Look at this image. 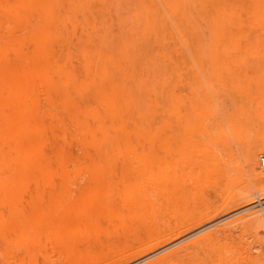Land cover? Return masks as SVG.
Instances as JSON below:
<instances>
[{"label":"bare ground","instance_id":"6f19581e","mask_svg":"<svg viewBox=\"0 0 264 264\" xmlns=\"http://www.w3.org/2000/svg\"><path fill=\"white\" fill-rule=\"evenodd\" d=\"M185 52H190V60H195L198 66L204 61L203 53L212 54L211 59L218 53L264 55V0H0V228L18 230L23 225L27 228L46 226V216L32 221L14 216L17 212L38 211L44 205L47 213L60 212L62 220L45 242L30 234L12 238L8 244L0 240L5 256L19 260L20 264H36L37 257L23 255L30 254L38 245L74 252L70 264H124L130 259L140 261L161 244L168 248L192 237L169 251L164 247L163 254L144 264H264V241L257 245V252L240 243L230 246L227 242L232 240L234 232L257 231L263 226L264 211L253 209L252 201L247 203L250 205L244 209L245 214L230 219L220 228L199 234L212 225L213 222H209L216 218L219 209L235 202L236 207L245 205L243 200L252 195L253 190L241 180L237 192L234 187L233 192L227 194L229 197L223 199L220 194L229 185L222 169L227 166V170H231L235 164L229 161L230 167L228 163L221 167L227 161L221 164L222 156L218 158L220 155L214 153L200 161L203 157L199 156L200 151L193 150L197 155L191 152L197 138L187 141L188 135L183 139L187 133L185 127L191 130L199 120L204 133L209 123V113L205 112V116L193 115L194 110L184 112L186 100L191 96L189 102L194 98L197 102L199 96L198 92L186 91L187 78L196 76L195 73L190 72L187 78L177 70L173 73L176 62L184 63ZM192 54H197L198 60ZM252 57L253 61L240 58V61L249 60L248 64L242 63L245 68L254 60L258 67L264 64V56H261L263 61L260 56ZM216 59L218 63L226 60L221 56ZM186 63L188 65L181 64L182 67L192 66L188 57ZM231 65L229 68L233 67ZM214 69H211L212 75L216 72ZM216 69L221 72V68ZM247 73L251 74V79H246L251 81L250 85L252 75L256 78L261 74ZM219 76L217 78L221 79ZM195 80L197 87L199 78ZM252 85L250 90L260 84ZM233 86L227 85L231 89ZM200 89L197 90H205ZM158 92L165 93L162 94L163 106ZM216 99L221 107L220 98ZM252 106L251 111L256 114L253 118L258 115L260 119L264 115V100L255 101ZM186 113L194 116L192 122ZM200 121L205 124L201 125ZM245 121L249 123L248 119ZM186 124L188 127L182 126ZM250 124H246L248 128L243 127L241 133L235 126L238 135H246V138L239 135L244 139L238 138L236 144L240 143L238 153L244 166L255 170V161L264 158V132L257 131L254 135ZM230 126L231 123L227 128ZM253 128L263 131L260 126ZM246 130L254 136H248ZM218 136L215 138L221 142ZM189 149L191 151L187 152ZM201 149L204 148L198 150ZM212 149L218 153V148ZM166 162H176L182 167L170 170ZM125 163L165 165L161 169L163 174L155 173L153 179L139 180L138 173L122 170L116 178L133 176L134 182L118 202L96 205L93 209L90 204L82 206L81 210L63 208L60 194L69 191L63 183L86 175L90 181L110 180L117 171L113 166ZM194 164H198L194 167L197 171L192 167ZM192 171L193 174L188 173ZM231 171L229 175L233 177ZM219 189L224 191L218 193ZM259 189V186L254 188ZM79 193L91 198L99 194L107 196V192L98 194L97 189L89 185ZM216 197L222 199L218 201ZM191 198H195V206L190 205ZM70 212L74 219L84 220L80 227L65 232L63 221L69 218ZM171 213L173 225L165 221ZM146 226H151L147 241ZM184 233L190 235L180 240ZM113 240H122L123 245L113 251ZM133 242L139 246L149 245L134 250ZM92 244L102 245L105 252H92ZM135 262L133 264L138 261Z\"/></svg>","mask_w":264,"mask_h":264},{"label":"rangeland","instance_id":"374dc122","mask_svg":"<svg viewBox=\"0 0 264 264\" xmlns=\"http://www.w3.org/2000/svg\"><path fill=\"white\" fill-rule=\"evenodd\" d=\"M201 27L202 28H206V27H203L202 25H201ZM190 54V52H185V56H183L182 55V57L183 58H185L186 56L188 57V59H189V64H192V66L191 67H189V66H187V67H182V65L184 64V65H188L187 63H186V58H185V61H184V63L181 65L180 63H178V62H176L177 64H175V71L173 72V70L174 69H171L170 70V72H173V73H176L177 71H178V73L180 72V73H185V75H186V78L187 77H189V74H190V72H192L191 74H194L195 73V75L197 76H192L191 75V77H189V78H187V82L189 83L188 84V86L186 87V91H188V92H191V91H193V92H195V93H197V94H199V96L198 97H196V100H197V102L195 101V98L194 97H192V98H194V99H192V100H190V102H189V99L191 98V96H190V98L189 99H187L186 100V102H185V106H184V112H186L187 110V113H191L193 110H194V112H192L193 113V115L194 114H204L205 116H206V114L207 113H209L207 116H209V123H208V128H207V130L203 133L201 130H202V126H200V125H198L199 124V120H198V122H196L195 124V126L196 127H194L195 128V130H193V129H191V130H189V127L187 126L188 124H186V125H182V126H187L188 128H186L185 127V129H187V133H186V135L183 137V139L184 138H188V135H190V137L187 139V141L189 140V141H194V138L193 137H195V138H197V140H196V143L194 142L191 146H192V148H191V146H190V149H192V151L189 149V150H187V152L189 151H191V152H193V150L197 153V151L200 153V155L199 156H203L202 158H200V161H202L203 160V158H205V157H207L208 156V154L209 153H211L212 155H213V153L214 154H216L217 156L218 155H220V156H218V158H220L221 156H222V158H220L219 160L221 161V164H223V162H225V161H227V162H225V164H223V165H221V167L222 166H226V164L230 161V163H231V165H233V164H235V166L233 165L232 167H230L229 166V163H228V166L230 167V169L231 170H233V171H231V170H227V169H229L227 166L225 167L226 168V170H225V168H223L222 170H224L223 172H222V174H225L224 176L226 177L224 180L225 181H227V190L222 194L221 193V191H224L223 189L225 188L224 186V188L222 189V190H220L219 189V191H218V193H221L220 195H221V197L223 198V199H227L229 196V194L230 193H232L233 192V190H234V187H236L235 188V190H234V192L236 191L237 192V187H238V189H239V186H240V183H242V182H240L241 180L243 181V182H245L246 181V183L249 185V187L250 188H252V195H249L248 197H247V199H245V200H243V201H246V204L245 205H242L240 202H238V203H240L241 204V206H238V204H237V206L238 207H236L235 206V203H237V202H235L234 204H228L226 207H224L223 209L221 208V211H220V209H219V211H217L218 212V214L216 215V218H215V216H214V218H215V221H214V218L209 222V223H212V225L211 226H209L208 228H205L204 230H202V232H200L199 234H202V233H205L206 231H209V230H212V229H216V228H220V227H222V225L224 224V223H226L227 221H230V219H235V218H237V217H239V216H241V215H243V214H245L244 212H247V211H245L244 209L245 208H247L249 205H247V203H250L251 201L253 202H251L252 203V205H253V207H255V208H253V209H257V210H261L262 211V213H263V211H264V168L263 167H261V165H260V157H259V159L257 160V161H255V162H257V164L255 165V167H256V169L255 170H248L247 168H246V166H244L245 164H244V162L242 161L243 159H240V156H239V153L238 152H240V149L238 148V146H239V144L237 143L236 144V142H237V140H238V138L240 139L241 137L243 138V136H239V135H244V138H246L245 136V134L244 133H242V134H239L238 135V133H236V131L238 130V129H236V127L235 126H238L237 128H240V130H238L239 132L241 131V132H243V127L245 128L246 127V124H250V122H251V124H250V126H249V128H251L250 130H252V132L254 133V135H256V132L257 131H259L260 133H263L264 132V120L262 121V120H260L261 118H263L264 117V115H262V116H260L259 118L260 119H258L257 117H258V115L255 117V118H253V116L254 115H256V114H253V112L251 111L252 110V108H253V103L255 102V101H262V100H264V64L262 65H260V67H258L259 65H257V63L255 64V62L257 61V60H254L255 62H250V65H249V67L251 66V68H249V67H244V66H246V65H242V63L244 62L245 64H248L249 62V60L250 61H253L252 59H254L252 56H256V58L258 57V56H260L259 58H260V60H261V56H264V55H254V54H245V53H234L233 54V56H231V54L229 55V54H223V53H218L217 55L218 56H221V58H225L224 60L225 61H220L219 63H218V60L216 59V57H218L217 55L215 56V58H213V59H211V57L210 56H213L212 54H208V55H206L207 53H203L202 55V57H203V59H204V61H202V62H199V61H196L198 64H199V66L201 65L202 67L204 66L205 68H198L199 66L196 64V63H194V61L195 60H190V58L192 59V56L191 55H189ZM187 54V55H186ZM236 54V55H235ZM238 54H239V56H241V57H243V59H245V61H246V58L247 59H249L247 62H245V61H240L241 59V57H237L238 56ZM241 54V55H240ZM244 54V55H243ZM193 55V54H192ZM196 55V59H197V54H194L193 56H195ZM235 55V56H234ZM208 56V57H207ZM246 56V57H245ZM250 56V57H249ZM190 57V58H189ZM206 59H205V58ZM210 57V61H208L209 58ZM251 57H252V59H251ZM220 58V57H219ZM195 59V58H194ZM217 61V63H216V61ZM263 59V58H262ZM198 60V59H197ZM220 60V59H219ZM188 61V60H187ZM192 61V62H191ZM226 61H228V64H225L226 63ZM258 61H259V59H258ZM261 61H263V60H261ZM260 61V62H261ZM209 62V63H208ZM222 62H225V63H222ZM259 62V63H260ZM264 62V61H263ZM206 63H208V64H206ZM211 63H213V64H215L216 65V67H214L213 68V64H211ZM232 64L231 66H233L232 68H229L230 66V64ZM251 63L253 64V65H251ZM196 64V65H195ZM204 64V65H203ZM219 64V65H218ZM220 64H222V65H220ZM195 65V66H194ZM208 65V66H207ZM218 65V66H217ZM224 65V66H223ZM225 65H227V66H225ZM223 67H227V69L226 68H223ZM261 67H263V69L261 68ZM173 68V67H172ZM216 68H221V72H224V70H225V73H222L221 74V72L219 71L218 72V69H216ZM229 68V69H228ZM233 68L236 70H233ZM243 68V69H242ZM245 68V69H244ZM259 68V69H258ZM185 69V70H184ZM188 69H190V70H188ZM211 69H214L213 71H216L215 73L219 76V75H222V77L221 76H219V78H221V79H218L217 77V75L215 74H213L212 75V70ZM238 69V70H237ZM242 69V70H241ZM257 69V70H256ZM262 69V70H261ZM177 70V71H176ZM198 70V71H197ZM201 70L202 71H204V72H201ZM232 70H233V72H232ZM244 70H245V72H244ZM247 70V71H246ZM252 70V71H251ZM206 71H208L207 72V75L208 74H210V76L208 75V79H207V75L205 74L206 73ZM254 71V72H253ZM218 72V73H217ZM234 72H236L235 74H234ZM247 72H250V73H254V75L256 74V72H260L261 74L259 75V74H257V79L255 78V76H253L252 75V80H253V82L251 83V85H250V82H249V80H246V79H251V77H249L250 75L247 73ZM186 73H188V74H186ZM227 73V74H226ZM237 73H239V74H237ZM244 73H246V75L244 74ZM225 76H224V75ZM231 74V75H230ZM233 74V75H232ZM244 74V75H243ZM206 75V76H205ZM240 75V76H239ZM241 75H243L244 77H242ZM226 76L228 77V79H226ZM232 76V77H231ZM239 76V77H238ZM199 78V81L198 82H200L201 84H202V88H204L205 90H202V92L201 91H198L197 89L199 88V90H201L200 88V86H198V85H200V83H198V85H197V87H195L196 86V84H195V81L196 80H198V79H196L195 80V78ZM237 77H238V79H237ZM240 77H242L241 79H240ZM254 77V78H253ZM202 78V79H201ZM215 78V79H214ZM225 78V79H224ZM230 78H233L232 79V81L231 80H229ZM189 79H190V81H191V79H194V82H190L189 81ZM204 79V80H203ZM206 79V80H205ZM219 80V83L217 82V80ZM224 79V80H223ZM260 79V80H259ZM202 80L204 81V83H202ZM214 80H215V82H214ZM223 80V81H222ZM231 81V82H233V83H229V81ZM244 80V81H243ZM254 80H256V81H254ZM261 80H262V82H261ZM193 81V80H192ZM228 81V82H227ZM212 82V83H211ZM221 82V83H220ZM235 82L236 83H239V84H237V85H235ZM241 82V83H240ZM263 84H261V83ZM208 83H209V85H208ZM248 83V84H247ZM255 83H258V84H260L259 85V87H258V85H255ZM211 84V85H210ZM252 84H254L255 86V88H253V89H251L250 90V86H253ZM208 85V86H207ZM227 85L229 86V85H234L233 87H232V89H233V91L231 92V93H229L228 91H230V90H232L230 87L228 88L227 87ZM250 85V86H249ZM203 86H207V87H203ZM260 86H262L261 88H260ZM219 87H221V88H219ZM223 87V88H222ZM240 88V90L238 89L237 90V88ZM160 90L162 89L161 87H158ZM245 88V89H244ZM248 88V89H247ZM262 90V93H260V89ZM242 89V90H241ZM160 90H158L159 92H160ZM164 89H162L161 91H163ZM166 90V89H165ZM216 90V91H215ZM225 90V91H224ZM253 91H254V93H253ZM158 92V96H159V100H160V102H161V106H163V103H165V97L163 96V95H165V93L162 95V94H160ZM166 92V91H165ZM201 92V93H200ZM205 92V93H204ZM211 94H210V93ZM221 92L223 93V94H221ZM228 92V94H226ZM234 92H236V93H234ZM238 92H239V94H238ZM194 93V94H195ZM259 93V94H258ZM196 94V95H197ZM208 94V95H207ZM212 95V96H210V95ZM236 94V95H235ZM241 94V96H240V98H238L239 97V95ZM244 94L246 95V97L244 96ZM256 94H258L257 96H255ZM231 95L233 96L232 98H231ZM238 95V96H237ZM253 95V96H252ZM261 95V96H260ZM236 96V97H235ZM252 96V97H251ZM259 96V97H258ZM263 96V97H262ZM203 97V98H202ZM220 98L219 100V102H221V107H220V105H217L218 103H216V102H218V101H216L217 99L216 98ZM235 97V98H234ZM198 98V99H197ZM206 98V99H205ZM212 98V99H211ZM243 98V99H242ZM253 98L255 99V100H253ZM263 98V99H262ZM202 99V100H201ZM211 99V100H210ZM216 99V100H215ZM235 99V100H234ZM237 99H239V100H237ZM257 99V100H256ZM201 100V101H200ZM244 100V101H243ZM232 101V102H231ZM233 101L235 102L234 104H233ZM196 102V103H195ZM199 102H202V103H199ZM240 102V103H239ZM250 102V103H249ZM195 103V104H194ZM236 103H238L237 105H236ZM194 104V105H193ZM201 104V105H200ZM240 104V105H239ZM243 104V105H242ZM193 105V106H192ZM238 105H239V107H238ZM250 105V106H249ZM192 106V107H191ZM204 107V108H202V107ZM245 107V108H242V107ZM252 106V107H251ZM186 107V108H185ZM236 107H237V109H236ZM224 108V109H223ZM242 110H241V109ZM250 109V112H248V109ZM207 109V110H206ZM226 109V110H225ZM240 109V110H239ZM245 109H247V110H245ZM202 110H204V111H202ZM206 110V111H205ZM216 110V111H215ZM225 110V111H224ZM228 110H229V112H228ZM244 110V111H243ZM200 111H202V112H200ZM214 111V112H213ZM233 111V112H232ZM241 111V112H240ZM245 111H247V112H245ZM196 112V113H195ZM200 112V113H199ZM205 112H206V114H205ZM218 112H219V115H218ZM223 112H225V113H227V116H225V114L223 113ZM232 112V113H231ZM238 112V113H237ZM187 113H186V115H187ZM215 113V114H214ZM229 113V114H228ZM240 113V114H239ZM241 113H243V114H241ZM197 114V115H198ZM212 114V115H211ZM237 114H239V116L237 115ZM193 115H187L188 116V118H191V122L193 121L192 119H193ZM197 115L195 116V117H197ZM214 115H216V117H212V116H214ZM230 115V116H229ZM241 115H243V116H241ZM211 116V117H210ZM232 116V117H231ZM237 118H236V117ZM230 117V118H229ZM240 117H242V118H240ZM214 118V119H213ZM216 118V119H215ZM244 118H246V119H248L249 120V123L248 122H246L245 120L246 119H244ZM258 120H260V121H258ZM218 120H220V122L218 123ZM244 120V121H243ZM195 121H197V120H195ZM210 121H214V122H212L211 124H210ZM224 123H223V122ZM227 121V123H225ZM243 121V122H242ZM258 121V122H257ZM200 122H202V124L201 125H204L205 123V121H200ZM222 122V123H221ZM234 124H233V123ZM238 122V123H237ZM262 122V123H261ZM204 123V124H203ZM231 123V126H230V128L228 127L227 128V126L229 125ZM237 123V124H236ZM240 123H242V124H240ZM191 124V123H190ZM228 124V125H227ZM233 124V125H232ZM239 124H240V126H239ZM245 126H244V125ZM225 125V126H224ZM227 125V126H226ZM190 126V125H189ZM194 126V125H193ZM192 126V127H193ZM256 126V128L258 129V126H260V128L263 130L262 132L258 129V130H254V128L253 127H255ZM204 127V129H206L205 128V126H203ZM220 127V128H219ZM232 127V128H231ZM233 127H235V128H233ZM242 127V128H241ZM216 128V129H215ZM246 128H248V126L246 127ZM196 129H197V131H196ZM204 129H203V131H204ZM217 129H219V131H220V133H218V130ZM231 129H234V130H232L231 131ZM215 130V131H214ZM217 130V131H216ZM226 130V131H225ZM192 131H196L195 133L193 132V133H191ZM211 131H212V133H214V134H212L211 133ZM214 131V132H213ZM225 131V132H224ZM248 130H246L245 131V133L247 132ZM190 132V133H189ZM228 132V133H227ZM232 132H234V133H232ZM240 132V133H241ZM249 132V131H248ZM247 132V133H248ZM189 133V134H188ZM196 133H198V134H196ZM203 133V134H202ZM207 134V135H206ZM237 134V135H236ZM249 135L248 136H251L252 134H251V132H249L248 133ZM200 135H202L201 137H200ZM206 135V136H205ZM217 135H220V136H218L219 137V139L221 140V142H218L219 140L217 139V138H215ZM232 135H233V137L234 136H236V137H232ZM254 135H252V136H254ZM187 136V137H186ZM191 136H192V138H193V140H191L192 138H191ZM198 136V137H197ZM214 136V137H213ZM222 136V137H221ZM239 136V137H238ZM247 136V137H248ZM206 137V138H205ZM201 138V139H200ZM223 138H225V139H223ZM236 138V139H235ZM243 138V139H244ZM199 139V140H198ZM223 139V140H222ZM242 139V140H243ZM186 140V139H185ZM185 140H184V142H185ZM201 140H203V143H202V141ZM230 140V141H229ZM186 141V142H187ZM206 141H207V143H206ZM234 143H233V142ZM211 142V143H210ZM238 142H241V140L240 141H238ZM199 143H200V145H199ZM220 143H222V146L220 145ZM230 143V144H229ZM233 143V144H232ZM195 144V145H194ZM201 144H203V145H201ZM235 144H236V147H235ZM241 144H242V142H241ZM229 145V146H228ZM238 145V146H237ZM200 146H202V147H200ZM210 147V149H209V147ZM214 147V149H219L218 150V153L220 152V154H218V153H216L217 151H215V150H213L212 148ZM219 146V147H218ZM227 146H228V148H227ZM222 147V148H221ZM200 148H204V149H201V150H198V149H200ZM225 148V149H224ZM227 148V149H226ZM234 148V149H233ZM236 148V149H235ZM213 150V151H212ZM229 150H230V152H229ZM231 150H233V152L231 151ZM202 151V152H201ZM208 151V152H207ZM212 151V152H211ZM224 151H226V153L224 152ZM195 152H193L194 154H196ZM232 152V153H231ZM235 152V153H234ZM198 153V154H199ZM207 153V154H206ZM225 153V154H224ZM234 153V154H233ZM210 154V156H212ZM223 154V155H222ZM230 154H233L232 155V158H233V161H231L232 160V158L231 159H229L230 158ZM197 155V154H196ZM198 156V157H199ZM209 156V157H210ZM237 156V157H236ZM197 157V156H196ZM195 157V158H196ZM209 157H207V158H209ZM234 157H236L235 159H234ZM229 159V160H228ZM239 159V161H237V160ZM196 160H197V158H196ZM197 161H199V158H198V160ZM204 161V160H203ZM223 161V162H222ZM167 163V166L169 167V169L170 170H173L174 168H177V169H180L181 167H182V165L181 164H179V163H176V162H166ZM190 163H197V162H190ZM239 165H237V164ZM191 164V165H192ZM165 165V164H164ZM164 165H158V164H155V165H151V164H133V163H125V164H120V165H114L113 167H116V170L117 171H115L116 173V175H115V177L113 176V177H111V179L110 180H102V179H100V180H94V181H90L89 180V178H88V176L86 175V176H84V177H81L80 179H74V180H72V181H68V182H66V183H63V184H66L67 186H68V188H69V191L68 192H66V193H63V194H60V201H61V204L63 205V208H68V209H71V211H73V210H75V209H78V210H81L82 209V206H85V205H87V204H90V205H92L91 207H92V209L96 206V205H102V204H109V203H111V202H118V201H120V199H121V197H123L124 196V194H125V192H127L128 191V189H131V187H132V184H133V182H134V179H133V176H129L128 178H126V179H122V180H118L117 178H116V176L117 175H119L120 174V172L122 171V170H126V171H129V172H132V171H134L136 174L138 173V178H139V180H142L143 178H145L146 179V177H150V178H152L153 179V177H154V174L155 173H158V174H163V171L161 170V169H163L164 167ZM198 164H194L192 167H193V169H195L194 167H198L197 166ZM112 167V168H113ZM240 167V169L237 171V169ZM236 168V169H235ZM192 169V170H193ZM187 171H189V169L187 170ZM194 171H197V168L194 170ZM230 171L233 173V177H235V179L233 178V177H231L230 175H229V173H230ZM241 173H240V172ZM237 172V173H236ZM188 173H190V174H193L194 172L192 171V172H188ZM232 173H231V175H232ZM234 173H236V174H234ZM241 175H240V174ZM245 176V178H243L242 176ZM238 177V179H236ZM221 178H223V177H221ZM220 179V178H219ZM235 181H234V180ZM240 179V180H239ZM237 180V181H236ZM239 180V181H238ZM225 181H222V182H224V184H225ZM191 182V181H190ZM240 182V183H239ZM143 183H145V182H143ZM188 183H189V181H188ZM230 183V184H229ZM223 184V185H224ZM91 186V187H93V188H96L97 189V193L99 194V191L100 192H107V196L104 198V197H102V195L101 194H99L98 196H95V197H93V198H91V197H89V196H85L86 194H84V193H79L82 189H83V187H86V186ZM189 185V184H188ZM193 184L191 183V186H192ZM190 186V187H191ZM256 186H259L260 187V189H259V191L257 192L256 190H254V188L256 187ZM230 188V189H229ZM226 189V188H225ZM233 189V190H232ZM229 193V194H228ZM228 194V195H227ZM226 195V197H223V196H225ZM228 196V197H227ZM218 197V196H217ZM216 197V198H217ZM222 198H217V200L219 201L220 199H222ZM216 200V199H215ZM217 201V202H218ZM195 203H196V200H195V198H191V202H190V205L191 206H195ZM234 205V207H233V209H232V206ZM247 205V206H246ZM100 206H98V208L100 207ZM45 207H47L46 205H44L43 206V208L42 209H40V210H38V211H34V210H29V211H26V212H17V213H15L14 214V216L16 217V218H19V219H25V220H30V221H32V220H38V218H42V217H45L46 216V218L48 219V224L46 225V226H44V227H42V226H37V227H41V228H37V227H30V228H27V225H23V228H21V229H18V230H11V229H3V228H0V240H5L6 241V243L8 244V242L10 241V239H12V238H16V239H19V238H21L24 234H30V235H32L33 237H36V236H38L40 239H41V241L40 242H45L46 241V239L48 240V238H49V236H50V234L52 233V229L53 228H55V227H57V225L59 224V222H60V224H61V222H62V220H61V217H60V212H57V213H47V208H45ZM248 211H250V210H248ZM72 212H70V214L68 215V217L69 218H65V220L63 221V225H64V230H65V232H69V231H71V230H73V229H76L77 227H80L81 226V223H82V220H84L83 218L81 219H74V216H72V214H71ZM70 215L72 216V217H70ZM173 213H171V214H169V216L165 219V221H168L169 222V224L170 225H173ZM29 222V221H28ZM262 226V225H261ZM203 227H205V226H203ZM202 227V228H203ZM263 227V228H262ZM262 227H260V228H257V231H254V230H250V231H245V232H239V231H237V232H234V234H232V240L230 239V240H227V242L229 243V245L230 246H232V245H236V244H242V245H245V246H247V247H249L250 249H252V251L253 252H257V245L258 244H262V241H264L263 240V238H264V223H263V226ZM145 230H146V232L144 231V236H145V241H147L148 240V235L149 234H147V232H149L150 230H151V226H146L145 228H144ZM198 229H201V228H198ZM148 230V231H147ZM196 231V230H195ZM192 232H193V230L192 231H190V233L192 234ZM239 232V233H238ZM190 233H184V236H181L180 237V240H182L183 239V237H188L189 235H190ZM189 234V235H188ZM198 234V235H199ZM192 238V237H191ZM190 237L189 238H184L183 239V241H188L189 239H191ZM179 239V238H178ZM183 241H181V242H183ZM175 242V241H174ZM181 242H179L180 244H181ZM173 243V242H172ZM179 243H176V244H174V246L171 244L168 248H166L165 247V244L163 245V244H161L159 247H157V248H153L151 251L152 252H150V254H148V256L147 257H145V258H140V261L139 260H137V259H130V260H127L124 264H133L135 261H138L137 262V264H144L145 262H148V261H150V260H152V259H154L155 257H158L159 255H161V254H163L164 253V251L166 250V251H169V250H171V249H173V248H175L176 246H178L179 245ZM183 243H185V242H183ZM36 244H38V243H36ZM123 245V242H122V240H120V241H118V240H113L112 241V250L113 251H115L117 248H119V247H121ZM140 244H138V243H135V242H133V248H134V250H138V249H140V248H142V247H145V246H147V245H149L148 243L147 244H144V245H142V246H139ZM176 245V246H175ZM91 247H92V249H91V251L93 252H97L98 251V254H100V253H103V252H105L104 251V248H103V246L101 245V246H96V244H92L91 245ZM164 247L166 248V249H164ZM164 249V250H163ZM163 250V251H162ZM162 251V252H161ZM74 254V252H68V253H66V252H60V251H58L57 249H52V248H50V247H45V248H39V246L37 245L36 247H35V250H32L31 252H30V254H28V253H26V255H23V256H26L27 258H30V257H37L38 258V260H37V263L36 264H70V258L72 257V255ZM17 257V256H16ZM143 259V260H142ZM132 261V262H131ZM140 262V263H139ZM20 264V262H19V260H10L9 258H8V256H5L4 255V253H2V251H1V249H0V264ZM136 263V262H135ZM71 264H72V262H71Z\"/></svg>","mask_w":264,"mask_h":264},{"label":"built area","instance_id":"2783aa9c","mask_svg":"<svg viewBox=\"0 0 264 264\" xmlns=\"http://www.w3.org/2000/svg\"><path fill=\"white\" fill-rule=\"evenodd\" d=\"M260 165L264 168V158L260 159Z\"/></svg>","mask_w":264,"mask_h":264}]
</instances>
